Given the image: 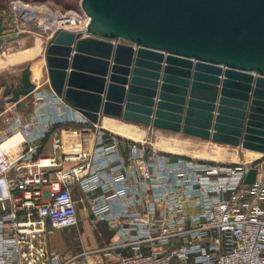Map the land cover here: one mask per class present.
<instances>
[{
    "label": "built area",
    "instance_id": "built-area-1",
    "mask_svg": "<svg viewBox=\"0 0 264 264\" xmlns=\"http://www.w3.org/2000/svg\"><path fill=\"white\" fill-rule=\"evenodd\" d=\"M31 99L28 116H5L0 130V264H67L45 240L49 229L78 225L75 185L92 222L113 229L107 260L96 264H264V161L173 157L106 133L49 85ZM15 134L21 141L4 149ZM46 137L51 152L42 155ZM252 168L255 182L243 184Z\"/></svg>",
    "mask_w": 264,
    "mask_h": 264
},
{
    "label": "water",
    "instance_id": "water-1",
    "mask_svg": "<svg viewBox=\"0 0 264 264\" xmlns=\"http://www.w3.org/2000/svg\"><path fill=\"white\" fill-rule=\"evenodd\" d=\"M45 48L49 88L102 117L264 154V0H80ZM27 66L11 102L30 98ZM250 169L243 184H252Z\"/></svg>",
    "mask_w": 264,
    "mask_h": 264
},
{
    "label": "rangeland",
    "instance_id": "rangeland-1",
    "mask_svg": "<svg viewBox=\"0 0 264 264\" xmlns=\"http://www.w3.org/2000/svg\"><path fill=\"white\" fill-rule=\"evenodd\" d=\"M26 5L33 8H43L52 14H57L61 19L53 21L45 16L43 12H36L33 15L24 16L16 11L15 5ZM15 9V10H14ZM68 11L75 15V18L83 19L84 13L80 8V0H0V130H4L5 116L14 113L28 115L32 110V99L20 97L18 103L11 102L12 92L19 84L23 70L29 66L31 74L35 79L32 81L37 87L48 86L47 68L45 63V48L47 42L57 27H61L65 13ZM48 17V18H47ZM65 22V24H66ZM2 52L5 54L2 55ZM15 56V57H13ZM16 56H18L16 58ZM102 117L99 126H102ZM120 126H125L129 131L105 123L103 128L107 132H114L122 141L127 138L143 141V146L155 149L159 153L173 154L183 158L199 161H213L218 164H234L240 160L264 161V157L252 156L245 151H237V147L214 143L210 140L186 136L180 133L155 129L149 135L148 127L123 121L122 119H111ZM119 123V124H118ZM127 137V138H126ZM180 148L181 154L172 153L171 148ZM45 153L51 152L50 143L44 149ZM172 157V156H171ZM63 236L68 242L71 253L80 248V241L77 240L75 229H63ZM81 250V248H80ZM73 264H82L75 261Z\"/></svg>",
    "mask_w": 264,
    "mask_h": 264
},
{
    "label": "crops",
    "instance_id": "crops-1",
    "mask_svg": "<svg viewBox=\"0 0 264 264\" xmlns=\"http://www.w3.org/2000/svg\"><path fill=\"white\" fill-rule=\"evenodd\" d=\"M33 79L37 80L31 74V82L33 81ZM44 88L48 89V86ZM111 119H118V118L105 116V118L102 120V126L100 127L103 128V125L107 123L109 125L115 126L113 128L115 131L118 130L116 126H119L120 128L129 131V133L132 132L130 128L117 125L116 124L117 122ZM69 127L70 126H60L57 127V130L68 129ZM89 136H92V134H89ZM127 139H131V138H127ZM49 143H50V137L49 138L46 137L43 141H41L40 144L42 148L39 149V152L42 155L50 154V152L48 153L44 152L46 145ZM90 143L91 142H89V144ZM236 150L237 151L240 150L242 152L245 151L252 156L257 155V153L242 150L240 148H236ZM71 194L73 200L75 201L76 216L78 219V225L76 227H71V228L75 229L76 231L77 240L80 241L81 250L80 248H77L76 252L71 253L68 247V242L63 236V232H62L63 229L48 230V234L45 240L46 248L49 252H53L59 255L60 260L63 262H67V264H73L75 261H80L82 264H96L100 262L103 263L105 260H107V258L103 254V249L106 248L113 240V229L110 228L107 222H102V221L96 223L92 222L91 206L84 198V195L82 194L78 186L75 185L72 187ZM117 251H121L123 254L128 253V249H122ZM110 258H114V256H111Z\"/></svg>",
    "mask_w": 264,
    "mask_h": 264
},
{
    "label": "bare ground",
    "instance_id": "bare-ground-1",
    "mask_svg": "<svg viewBox=\"0 0 264 264\" xmlns=\"http://www.w3.org/2000/svg\"><path fill=\"white\" fill-rule=\"evenodd\" d=\"M15 7L17 8L16 9V11L18 12V13H20V14H23L24 16H28V15H33V14H35L36 12H43V13H45V16H48V17H50L49 19H51L52 18V20L55 22V21H57V20H59V19H61V17L60 16H58L57 14H52L51 12H49V11H47L46 9H43V8H33V7H29V6H26V5H19V4H16L15 5ZM65 16L66 17H64V19L62 20V24H61V26L64 24V28H67V29H65V30H68V28L70 27V26H72L73 24H75V19H73V18H75V15L74 14H72V12L71 13H66L65 14ZM47 17V18H48ZM69 17H73L72 19H70L69 21H67L66 22V20L67 19H69ZM65 22H66V24H65ZM85 26H86V21H85V23L83 24V27H81V29H83V28H85ZM74 27V26H73ZM72 27V28H73ZM71 28V29H72ZM73 29H75L76 30V28H73ZM77 29H79V28H77ZM13 57H15V56H13ZM18 56H16V58H17ZM30 81H31V77H30ZM32 83V82H31ZM131 140V139H130ZM132 140H134V141H137V140H135V139H132ZM21 141V136L19 135V134H15V135H13V136H11L7 141H5L4 143H3V148L4 149H10L11 147H13V146H15L16 144H18L19 142ZM181 149L180 148H177V147H172L171 148V152L172 153H179V154H181ZM252 152V151H251ZM254 153H256V152H254ZM261 154H259V153H257V155H255V157H258V156H260Z\"/></svg>",
    "mask_w": 264,
    "mask_h": 264
}]
</instances>
